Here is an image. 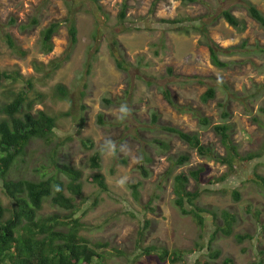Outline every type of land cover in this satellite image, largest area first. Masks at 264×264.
<instances>
[{
    "label": "rangeland",
    "instance_id": "obj_1",
    "mask_svg": "<svg viewBox=\"0 0 264 264\" xmlns=\"http://www.w3.org/2000/svg\"><path fill=\"white\" fill-rule=\"evenodd\" d=\"M154 1L131 0L124 26L118 19L123 0L102 1L107 17L99 19L94 11L91 12L90 4L87 10L80 8L74 16L78 44L61 69L46 77L35 71L34 62L49 66L64 56L69 46L68 27L64 21L70 2L0 0V24L29 52L25 58L15 55L0 32V68L19 71L25 78L32 79L35 91L29 93L44 94L35 110H45L57 120L52 141L35 140L24 162L13 167L9 179L41 181L56 173L54 161L81 170L84 195L77 200L84 224L81 235L94 244L109 243L105 253L107 264H197L199 258L211 264H224L226 258L233 259L235 264H264V189L253 181L256 173L264 176V114L261 112L264 108V28L252 20L244 8V2L249 1L264 14V0H203V3L190 4H183L181 0H160L152 11ZM225 9L246 24L244 31L236 30L221 17ZM34 18L39 20L38 26H30ZM12 19L15 24H9ZM162 20L179 23L169 24ZM52 22L63 23L54 38V51L44 55L40 52L41 32ZM203 24L213 41L230 50L220 56L221 60L232 62L229 68L220 69L212 64L205 39L196 29ZM112 40L118 42V57L130 66L129 72L117 68L111 51ZM96 43L99 51L90 58V48ZM89 62L91 71L87 73ZM169 68L172 73L168 72ZM60 84L70 91L71 101L56 98L55 88ZM24 87L23 81L4 83L0 105L11 102ZM211 87L216 97L205 103L201 97ZM167 88L179 105L202 112L211 120V125L201 127L191 113H178L163 97L162 91ZM83 90L85 109L77 107L75 100ZM128 90L132 94L126 98ZM254 93L256 99L250 97ZM105 99H124L128 109L123 102L109 106ZM220 104L225 105L223 109L231 115L225 123L231 127L240 153L244 156L263 151L261 158L240 165L237 172L230 174L227 166L200 157L177 136L162 130V126H166L199 133L204 145L212 146L225 156L226 149L213 130L215 125L224 123ZM69 112L71 116L65 114ZM153 112L160 118L158 128L151 123ZM99 116H102V124ZM83 141L88 142V147ZM90 143H93L92 148ZM161 144H166L168 149ZM115 150L119 152L117 156ZM97 154L101 156L100 170L90 167V159ZM184 155L190 157L189 162L173 168L170 175V159ZM146 157L150 161H145ZM199 166H205L206 171L202 175L204 191L197 204L219 216L214 224L213 217L206 214L205 232H201L191 216L182 215L175 205L174 177ZM95 174L105 176L107 193L87 181ZM225 174L228 175L225 182L208 185L209 180ZM135 184H140L139 201L134 199L130 188ZM197 188L198 184L191 179L189 190ZM234 191L240 193L239 201L233 197ZM150 200L153 203L148 206ZM0 201L6 206L11 203L4 194L2 182ZM223 211L234 214L236 223L230 237L223 233L216 236L212 249L221 251V256L212 260L206 257L208 248L196 250L200 245L207 246L212 232L222 224ZM68 213L48 201L41 214L64 216ZM146 220L150 226L141 237ZM237 235L251 238L239 243ZM150 246L165 249L170 256L175 252L184 254L177 263L169 259L163 262L158 254H142Z\"/></svg>",
    "mask_w": 264,
    "mask_h": 264
},
{
    "label": "trees",
    "instance_id": "obj_2",
    "mask_svg": "<svg viewBox=\"0 0 264 264\" xmlns=\"http://www.w3.org/2000/svg\"><path fill=\"white\" fill-rule=\"evenodd\" d=\"M68 1L70 2V9L64 23L68 27L69 46L66 52H64V56L51 62L49 66L34 62L35 71L43 73L46 77H51L56 71L61 69L63 63L71 58V54L78 44V28L74 16L80 11V8H86L85 10H87V6L90 4L92 6L91 12L94 11L93 13L97 15L98 19L100 16L107 17L101 4L104 0ZM130 1L123 0L121 5L118 19L122 26L127 21ZM159 2L160 0L154 1L152 11L156 9ZM181 2L183 4L203 3V0H181ZM244 8L248 12L249 17L258 23L260 27L264 28V14L249 1L244 2ZM221 17L236 30L244 31L246 29V24L241 22L231 10H223ZM162 22L169 24L179 23L177 20H162ZM15 23L16 21L12 19L9 24ZM39 23V20L34 18L30 26H38ZM62 23L52 22L42 30L40 39V52L42 54L49 55L54 51V38L59 32ZM23 28L24 30L27 29L26 26ZM126 29L124 28L125 31ZM177 29L182 30L181 27ZM196 29H199L205 39L212 64L220 69L229 68L232 62H225L221 60L220 56L227 54L230 50L224 49L210 38L208 28L205 24L197 26ZM0 32L2 40L15 55L20 58L28 56L29 52L18 45L14 37L6 31L5 26L2 24H0ZM94 40L97 42L99 39L96 36ZM117 46L118 42L112 40L111 51L115 58L117 68L129 72L131 69L130 66L118 57ZM98 51L99 44L96 43L94 48L91 46L89 57L93 58ZM88 67L87 73L91 71V62L88 63ZM168 72L172 73V69L169 68ZM21 81L25 83L26 87L19 91L11 102L0 105V182H2L4 194L11 202L9 206H6L0 201V264H107L105 253L107 252V248H109V243L94 244L81 235L84 224L81 221V216H79L81 205L77 204L78 198H82L84 195L83 173L81 170L70 165H59L54 161L56 173L41 181L26 178L18 180L9 179L13 167L20 162H24L30 145L35 140L51 142L57 129L56 118L45 110H35L36 105L42 102L44 94L33 92L32 95L29 93L30 91H35L33 80L25 78L19 71L12 72L0 68V90L4 83L16 84ZM225 89L230 92L227 86H225ZM126 93L127 98L129 93L132 94V91L128 90ZM255 93L250 96L252 99L257 98V94ZM85 94L84 90L80 91L79 96L75 99L78 104L77 107L82 109H85L83 104ZM162 94L169 105L178 113H191L198 120L201 127L211 125V120L203 115L202 112L189 106L179 105L175 101L170 89H164ZM55 96L60 100L71 101L70 91L61 84L56 86ZM215 97L216 91L211 87L201 98L203 102L207 103L215 99ZM104 101L109 106L120 105L119 102H123L124 108L128 109V106L124 102L126 100L124 99L119 101L105 99ZM220 107L222 109L221 117L224 123L215 125L213 130L220 137L221 143L226 149L225 156L218 154L212 146L204 145L201 142L199 133H186L181 129L166 126H162V130L177 136L192 149L196 150L200 157L218 161L220 164L227 166L228 174H230L237 172L238 168L243 164L247 165L261 158L263 151L260 153H247L244 156L240 153L239 146H237L232 138L231 127L225 123L231 115L227 110L223 109L226 107L225 105L220 104ZM261 112L264 114V108L261 109ZM65 114L71 116L72 112ZM159 122L160 118L158 113L153 112L151 123L158 128ZM99 123H103L102 116H99ZM87 143V141H83V144L86 146ZM90 144L91 146L89 147L92 148L93 143ZM161 145H165V148L168 149L166 144ZM114 153L116 156L119 154L118 150H115ZM189 160L190 157L187 155L170 159L171 168L169 174H172L173 168L184 166ZM145 161L150 160L146 157ZM122 163L125 164L126 161L123 160ZM90 165L92 169L100 170L102 167L101 156L97 154L92 157L90 159ZM205 171V166H199L196 169L189 170L188 173L182 172L174 177L175 205L182 215L191 216L195 220L201 232L207 231L208 217L206 214H210L213 217L214 224H216L219 218L216 213L209 212L207 208L200 207L197 204V201L204 191L201 185L202 175ZM144 172L147 177L146 171ZM191 179L198 184V188L195 191L189 190ZM227 179L228 175L225 174L220 178L209 180L208 185L210 186L212 183H223ZM87 181L90 184L96 185L103 192L107 193L109 191L106 178L102 174L92 175ZM253 181L264 189L263 175L256 173ZM139 186L140 184L130 186L136 201L140 199ZM206 191L208 192L209 190L206 189ZM233 197L236 201L241 199L238 191L233 192ZM48 201L54 207L69 213L64 216L58 214L43 216L41 213L44 210V204ZM152 203L153 200H150L148 206H151ZM220 218L222 224L218 225L212 232L207 246L200 245L197 247V250L196 248L193 249L198 252L208 248L207 251L209 252L206 257H210L212 260L218 259L221 256V251H214L212 249V243L215 241L216 236L219 233H223L227 237H230L233 234V227L236 223V216L229 211H223ZM149 226L150 222L146 220L140 232L141 237L144 236L145 230ZM200 238L202 240L204 239L202 234ZM250 238L248 235L236 236V240L239 243ZM198 248L200 249L198 250ZM142 254L147 256L158 254L160 260L163 262L169 259L172 263H177L182 260L184 252H175L170 256L167 250L150 246L145 248ZM197 264H211V262L199 258ZM224 264L235 263L233 259L226 258ZM259 264H262V262Z\"/></svg>",
    "mask_w": 264,
    "mask_h": 264
}]
</instances>
